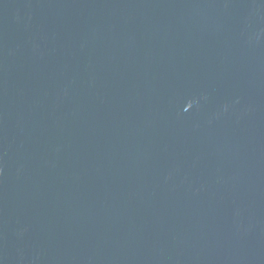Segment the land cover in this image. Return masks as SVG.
I'll use <instances>...</instances> for the list:
<instances>
[{
    "label": "water",
    "instance_id": "95a60500",
    "mask_svg": "<svg viewBox=\"0 0 264 264\" xmlns=\"http://www.w3.org/2000/svg\"><path fill=\"white\" fill-rule=\"evenodd\" d=\"M0 264H264V0H0Z\"/></svg>",
    "mask_w": 264,
    "mask_h": 264
}]
</instances>
